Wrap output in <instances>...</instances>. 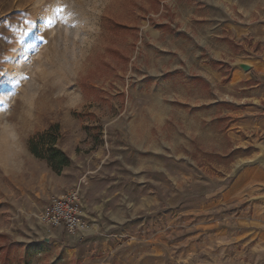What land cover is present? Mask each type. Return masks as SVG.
I'll list each match as a JSON object with an SVG mask.
<instances>
[{
	"label": "rangeland",
	"instance_id": "obj_1",
	"mask_svg": "<svg viewBox=\"0 0 264 264\" xmlns=\"http://www.w3.org/2000/svg\"><path fill=\"white\" fill-rule=\"evenodd\" d=\"M263 121L264 0H0V264L251 262ZM71 192L74 236L40 221Z\"/></svg>",
	"mask_w": 264,
	"mask_h": 264
},
{
	"label": "trees",
	"instance_id": "obj_2",
	"mask_svg": "<svg viewBox=\"0 0 264 264\" xmlns=\"http://www.w3.org/2000/svg\"><path fill=\"white\" fill-rule=\"evenodd\" d=\"M103 26L108 33L114 36L124 34L128 30L124 25L113 19H104ZM107 52L119 55V52L113 49H107ZM81 88L82 91L91 90L86 85ZM59 136V126L53 125L44 132L35 133L27 141L30 154L36 159L44 161L56 174H60L69 165V160L65 153L56 147Z\"/></svg>",
	"mask_w": 264,
	"mask_h": 264
},
{
	"label": "built area",
	"instance_id": "obj_3",
	"mask_svg": "<svg viewBox=\"0 0 264 264\" xmlns=\"http://www.w3.org/2000/svg\"><path fill=\"white\" fill-rule=\"evenodd\" d=\"M40 221L45 225L62 226L68 235H76L84 228L77 194L71 192L63 198L53 200Z\"/></svg>",
	"mask_w": 264,
	"mask_h": 264
},
{
	"label": "crops",
	"instance_id": "obj_4",
	"mask_svg": "<svg viewBox=\"0 0 264 264\" xmlns=\"http://www.w3.org/2000/svg\"><path fill=\"white\" fill-rule=\"evenodd\" d=\"M243 30H245V29L243 28ZM246 33H247V31H245V33H243V34L245 35ZM254 128L256 130H260L262 133H264V121H263V123H259V124L254 125ZM250 174H251V171H249V172L247 171L246 173H244V176L248 177ZM259 189L260 188H258V190ZM254 191H255V189H254ZM259 196H264V192L256 191V192L252 193L251 195H249L248 201H250V203H254V204L255 203L264 204L263 202L254 200L256 197H259ZM255 219L257 221L262 220L259 217V215ZM244 236L247 237L246 239H248L247 247H246L247 248L246 254L251 257V262L246 263V264H264V229L260 230V231L259 230H252V231L244 234Z\"/></svg>",
	"mask_w": 264,
	"mask_h": 264
},
{
	"label": "water",
	"instance_id": "obj_5",
	"mask_svg": "<svg viewBox=\"0 0 264 264\" xmlns=\"http://www.w3.org/2000/svg\"><path fill=\"white\" fill-rule=\"evenodd\" d=\"M235 66L241 69L243 72H247L250 70V66L245 65L243 63H237L235 64ZM246 165L247 166L260 165L264 168V149L261 150L260 154L253 161L248 162ZM254 200L264 202V196L256 197Z\"/></svg>",
	"mask_w": 264,
	"mask_h": 264
},
{
	"label": "snow or ice",
	"instance_id": "obj_6",
	"mask_svg": "<svg viewBox=\"0 0 264 264\" xmlns=\"http://www.w3.org/2000/svg\"><path fill=\"white\" fill-rule=\"evenodd\" d=\"M54 12H55V13H63V12H64V8H63V7H58V8H56V9L54 10ZM47 23H48L49 25L54 24V23H55V20H54V19H49V20L47 21Z\"/></svg>",
	"mask_w": 264,
	"mask_h": 264
}]
</instances>
